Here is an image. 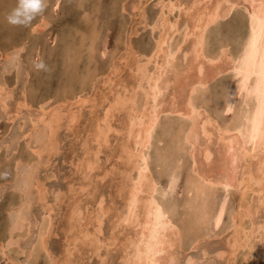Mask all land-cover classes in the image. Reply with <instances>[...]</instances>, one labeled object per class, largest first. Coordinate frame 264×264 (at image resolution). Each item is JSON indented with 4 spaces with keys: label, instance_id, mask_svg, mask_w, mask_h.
Here are the masks:
<instances>
[{
    "label": "rangeland",
    "instance_id": "374dc122",
    "mask_svg": "<svg viewBox=\"0 0 264 264\" xmlns=\"http://www.w3.org/2000/svg\"><path fill=\"white\" fill-rule=\"evenodd\" d=\"M76 1L60 0L59 5L53 8L51 6L52 0H49L45 10L32 21L34 23L42 15H45L48 24L46 27H38L40 29L33 32L31 30L33 23L24 27L14 26L7 22L6 17L16 6V0H0V84L5 81L4 84L5 86L7 85L6 88L1 90L2 92L0 91V97L4 95L5 102L3 101V103L6 104L5 110L1 109V104L3 103L0 100V248L3 244L8 243L10 228H12L14 220H17L18 214H21L24 218L22 221L23 228L16 230L14 233L15 245L9 248L5 247L6 256L0 249V264H8V259L13 257L19 261L14 264H21L26 259L30 249H33V251L30 259L31 263L29 262V264H121L122 248L126 243L124 234L132 235V228L130 226L126 227L125 222H118L116 217V214L123 207L118 204L123 203L121 199L123 190L120 188L123 185V176L125 174L123 170L126 164L121 157L123 155L121 153V141L125 137L123 131L127 129V106L122 109L118 106L116 110L111 108L109 122L112 129L109 131L106 141L101 140L99 145L92 139L94 138L96 124L101 116L104 115L105 108L109 107L110 101L113 102L114 97L112 96H116L118 91L122 89L128 94L126 90L135 86L138 76L134 72L138 62L146 63L148 72L155 71V62L160 61L161 55L160 51L158 56L157 54L153 56L154 50L156 51L157 49V43H155L157 41L155 40H158L161 33L159 32L161 31V26L157 23V19L161 6L170 1L172 3L176 2L173 10L167 11L164 8V11L168 12L167 16H169L168 18L171 22H176L178 29L182 26L180 32L182 35L177 34L180 31L177 30L168 42L171 46L182 47L175 52V58H178L176 60L174 58L175 65L180 69L177 74L179 77L177 81H172L173 75L171 72H166L165 77L170 81L158 96L159 101L164 99L160 101V107L163 112L160 117V131L164 132V124L169 122L168 116L164 114H167L166 112L170 107H175L176 105L178 107L182 104L187 95L186 84L193 79L196 72L194 66L196 61H193L192 64H187L188 57L183 56V52L189 50L193 38L192 34L189 35L192 21L188 15H192V13L200 9L199 7L204 6L205 2L207 6L213 0H202L196 6H191L194 0ZM78 1L82 3H78ZM243 10V6L240 5L227 18L217 21L215 23L216 27L213 26L215 24L209 26L207 29V35L209 36L206 38L208 44H205L206 49L215 53L222 43H227L229 51L236 53L239 48L238 43L246 32V29H244L246 28L245 19L244 21L242 19L244 18ZM143 13H145V16H143L145 20L140 15ZM86 16L90 18L87 19ZM139 21L143 24L139 23ZM84 31L86 32L83 33ZM187 33L186 37L185 34ZM72 38H74L73 41ZM180 38L185 39L181 40ZM95 39H98V41L96 42ZM80 41L82 45H80ZM66 42H69L67 43L69 46L66 45ZM21 43L24 48L17 55L15 68H12L9 59L11 58V53H8ZM64 43L68 47V51L64 49ZM71 45L76 48V51H74L71 47L74 53L69 49ZM64 50L66 52H62ZM84 51L88 52V54ZM66 53L69 58L65 55ZM87 55L93 58H90L91 62L88 61L89 57ZM64 56L66 57L64 58ZM134 56L136 57L134 58ZM40 58L49 66L50 71L37 72L33 69V61ZM66 58L70 60L65 61L67 60ZM68 64L74 65H70V68ZM124 64H128L129 67L126 65L124 67ZM204 66L206 70L209 69L206 63H204ZM5 68L6 70H4ZM113 70L116 72L115 76ZM89 73L91 74L85 75ZM84 75L87 77L86 79L85 77H83L84 79L81 78ZM118 78L119 80L117 81L116 79ZM83 80L84 82H82ZM214 81L209 84V88L210 93L213 94L212 97L215 100V104L218 105L220 96L226 88L228 74L220 75ZM173 84L176 87H173ZM118 86L123 87L121 89ZM21 90L25 91L24 94L30 103L29 108L18 106L22 99ZM136 90V101L139 107L140 103H142V94H139L141 93L139 89ZM182 93L185 98L182 97ZM78 96L81 98L86 97L87 103L75 101ZM181 98L183 99L180 101ZM97 101L100 103L99 105ZM39 103H45L44 107L47 115L55 108L56 110H61H59V113L62 112L59 114L61 117L64 116L62 118L59 116L53 129V135L48 133L46 129L43 130L41 126L32 130V123L29 119L33 113L35 114L39 110ZM173 103L175 106H172ZM66 111L69 115L66 114ZM70 120L74 122L72 123ZM99 122L101 121L99 120ZM92 131H94V134ZM21 132L23 133L22 136ZM164 133L166 135L164 142L166 143L169 134L167 131ZM39 136L41 137L39 138ZM48 139L55 144L53 153L42 152L40 159L38 158L37 160V153H34V150H38L44 144V141ZM97 145L98 147L96 148ZM154 145L153 142L151 144L150 171L152 176L158 180L159 190L166 192L168 175L164 172V168L158 164L159 160L156 157ZM183 151V161L184 159H187V161L184 165L183 162L182 165L184 171H186L190 165L189 160L191 161L190 151L187 149ZM94 157V163H90L93 162ZM36 161H39L37 165L35 164ZM88 164H93L91 169L88 168ZM37 187H42L43 191H40V193H43L41 198L40 193H37ZM119 189L121 193L118 191ZM183 196V184L179 180L174 190L176 202L181 201ZM235 197L236 195L233 193L231 197L232 205L236 203ZM248 198L250 203L253 204L255 194L249 195ZM175 214L177 216L182 214L181 209L175 210ZM252 216L244 221L246 228H248L247 231L251 228L254 233H252L253 235L248 233L247 236V240H249L247 244L251 245L252 249L245 247L238 250L237 258L233 264L242 263V259L246 254L251 256L250 264H264V246H262L264 243L261 242L262 236L259 234V230L257 233V229L253 225L264 220V209L258 208ZM248 219L250 220L248 221ZM229 221L230 217L225 214L218 228L219 234L210 238H201L200 242L196 243L198 245L196 247H193L195 242H192L190 237L187 238L182 246L176 248V264H226L225 261L230 255L225 241V236L228 232L226 227ZM250 222L252 224L249 226ZM42 225L44 229L47 228L48 230L46 229L44 244L40 245L37 232ZM94 237H97L98 241L96 243L93 240L92 244L91 240ZM257 243L260 244V250ZM199 245L207 249V254L205 253L204 258ZM96 249L98 250L96 251ZM215 251H221L222 256L217 258L214 255ZM191 256L194 257L196 262L193 261ZM186 260L190 262H186Z\"/></svg>",
    "mask_w": 264,
    "mask_h": 264
},
{
    "label": "bare ground",
    "instance_id": "6f19581e",
    "mask_svg": "<svg viewBox=\"0 0 264 264\" xmlns=\"http://www.w3.org/2000/svg\"><path fill=\"white\" fill-rule=\"evenodd\" d=\"M48 1L49 0H47V2ZM59 1L60 0H52L51 6L53 8H56L59 5ZM200 1L202 0H194L191 6H196L198 3H200ZM78 3L82 2L78 1ZM175 3L169 1L168 3H165V5L161 6L162 8L157 19V23L161 26V31H159L161 33L158 40H155L157 41L155 42L157 43V49L156 51L154 50V53H152L153 56L155 54H157L158 56V53L161 51V55L160 61L155 62V71L148 72L146 63L138 62L139 64H136L134 73H136L138 77L136 83L134 82L135 86L129 90H126L128 94L124 92V89H122L123 86H118L124 91H118V94L116 93V96H112L114 97V99L112 100L113 102L110 101L111 107L109 105V107L105 108L104 115H102L101 118L99 117L100 119L98 118L101 122H99V120L97 124L94 122L96 124V129L94 130L95 134L93 133L94 131H92V133L94 134V138L92 139H94V141L98 143V145L101 143V140L106 141L109 131H111L112 129V126L109 122V113L111 111V108H115L116 110V107L118 106H120L121 109L124 106H127V129L123 131L125 137L124 140L121 141V153H123L121 157L124 159L126 164L123 170L125 172L123 176V185L120 188L123 190V194H121L123 203L118 204L123 207L122 210L119 209L121 210L120 212L118 211L119 213L116 212V217L118 222H125V224L127 225L126 227L130 226L132 228V235L130 236L128 235V233L124 234V240H126V243L122 248L124 254H121V264H176V248L182 246L186 239L189 237L192 242H195L193 244V247H196L198 246L196 245V243L200 242L201 238H210L213 235H218V228L220 227L225 214H228V216L230 217L229 224L226 227L228 229V232L225 236V241L227 243L226 248H229L230 255H228L229 257L225 262L226 264H233L235 259L237 258L238 250L245 247H249V249H252V246L247 244V241H249L247 240V236L248 233L252 234L253 231L251 228L249 229V231H247L248 228H246L244 224L245 219L248 217H253L252 214L256 212L258 208L264 209V79H262V73H264V0H213L207 6L205 2L204 6L199 7L200 9H198L197 7V11L192 13V15L190 16L188 15V17H190L192 21L191 31L189 32V35L192 34L193 38L191 40L189 50L184 51L183 56L188 57L187 64H192L193 61H196L194 65L196 72L194 74V77L191 76L193 77V79L186 84V98L182 93V97L185 98L182 104L177 107V105L175 106V104L173 103L172 106L174 105L175 107H170L166 112L167 114H164L168 116L167 119L169 121L168 123L164 124V132L167 131V133L169 134L165 143L164 141L166 140V135L164 132L160 131V117L163 113L160 107V101H163L164 99L159 101L158 96L162 89L165 88L170 81L167 77H165L166 72H171V74L173 75L172 81H177L179 77L177 76V74L180 69L177 68L174 61L178 58H175V52H177L178 49L182 46L177 47L176 45H172V47L168 42L170 39H172L175 31L180 30L177 33L180 34L182 30V26L180 27V29H178V27L176 26V22H171L168 18L169 16H167V11H172ZM240 5H242L244 9V18L242 19L243 21L245 19L246 28L244 29H246V32L244 37L242 35L243 38L241 40L240 38H238L240 41L237 40L239 41V48L236 53H231L229 51L227 43H222L218 47V50L215 51V53L211 50L206 49L205 44H208L206 42V38L207 36H209L207 35V29L209 28V26L215 24L220 19L224 20L225 18H227L231 14V12ZM164 8H166L167 11H164ZM140 15L142 19H144L143 16H145V13ZM46 18L47 17L45 15H42L37 21H35L34 23L32 22L33 24H30L31 30L33 32H36L38 31V29H40L38 27H46V25L48 24ZM88 18L90 17H87V19ZM86 23H88V21H86ZM139 23L141 22L139 21ZM242 24L244 23L242 22ZM213 26L216 27L217 25L215 24ZM156 30L158 31V29ZM85 32L86 31H84L83 33ZM185 35L187 37L188 33ZM73 39L74 38H72V41ZM184 39L185 38L181 40ZM95 41L97 42L98 39H95ZM67 43L69 42H66V45ZM80 45H82L81 41ZM67 46L64 47L66 51H68ZM74 46L71 45L69 47V49L73 53L74 51H76V48H73ZM71 47L74 49V51L71 49ZM23 48L24 46L21 43L20 45L12 48V51L8 53H11V58L9 59L12 68H15L17 55H19V52H21ZM66 51L64 50L62 52ZM88 52L86 53L88 54ZM67 53L65 55H67ZM68 56L69 55H67V57ZM65 57L66 56H64V58ZM88 57L89 60H87L90 61L91 57ZM135 57L136 56H134V58ZM68 58H66L67 60H64H70ZM73 58L72 60H74ZM204 63L207 64L209 69H205ZM68 65L70 66L71 64ZM125 65L126 64H124V67ZM126 66H128V64ZM132 67L134 68V66ZM4 70H6V68ZM90 74L91 73L85 75L87 76ZM181 74L183 75V73ZM223 74H228V81L223 93L221 92L222 94L220 96L219 104L216 105L215 100L212 97L213 94L210 93L209 84ZM85 75L81 78L84 79L83 77H85L86 79L87 77ZM115 75L116 72L114 71V76ZM106 77L104 76V78ZM116 80L118 81L119 78ZM82 82H84V80ZM4 83L5 81L0 84V91L6 88L7 85L5 86ZM174 84L173 87H176L174 86ZM136 89H139L141 91V93L139 94H142V103H140L139 107L137 106L136 101ZM21 91L22 99L20 100L18 106H25L29 108L30 103L28 102L24 94L25 91ZM182 99L183 98H181L180 101ZM0 100H2L3 103L4 95H1ZM75 101H83L85 103L88 100L86 99V97L81 98L80 96H78ZM99 104L100 103L98 102V105ZM38 105V112L36 111L35 114L33 113L31 115L30 119L28 118L29 120H31L33 127L32 130L34 128L36 129L38 126H41L43 130L46 129L48 133H52L53 135L54 126L59 119V114L62 112L59 113L60 109L56 110L55 108H53V106L51 108H53L54 110L52 109L53 111L51 113L49 112L47 115L44 107L45 103H39ZM5 108L6 104H1V109L5 110ZM66 114H68L67 111ZM73 122L74 121H72V123ZM22 132L21 136L23 134ZM40 137L41 136H39V138ZM50 139L44 141V144L38 150H34V153H37V160L38 158L40 159V155L42 152L50 153L54 150L55 144ZM153 142L155 144L154 149L156 157L159 160L158 164L164 168V172H166V174L168 175V185L166 184V192L161 191V189L159 190L160 186L158 180L152 176L150 171L151 144ZM98 145L96 146V148L98 147ZM40 149L41 151H39ZM185 149L190 151L189 156L191 158V161L189 160L190 165L187 169L188 171H184L183 168V165L187 161V159H184L183 161L182 158V154L184 153L183 150ZM94 155L96 157V153ZM95 157L92 160L93 162L90 163H94ZM38 162L39 161H36L35 164L37 165ZM92 166L93 164L89 165L88 168L91 169ZM179 180H181L183 184L184 196L181 201L176 202L174 198V190L175 185H177ZM41 188L42 187H37V193L43 191ZM120 189L118 190L119 192L121 191ZM233 193L236 195V203L234 205L231 204V197ZM42 194L43 193H40V198L42 197ZM251 194H255L253 204L250 203V199L248 198V196ZM179 208L181 209L182 214L177 216L175 214V210ZM23 220V216L21 214H18L17 220H14L13 226L12 228H10L11 231L8 236V243L1 246L0 249L3 251V254L5 256V249L15 245L14 233L16 230H21L23 228ZM249 220L250 219H248V221ZM251 224L252 222H250L249 226ZM253 225L254 228L257 229V233L259 230V234L262 236L261 242L264 243V220H262L261 223ZM26 226H28V224H26ZM46 229H44L42 225V227H40L39 231L37 232L40 245L44 244V236L46 235L45 233H47ZM93 240L96 241V243L98 241L97 237H94L91 240L92 244ZM258 245V249L260 250V244ZM262 246H264V244ZM200 247L202 257L204 258L207 254V249L204 246ZM221 249L223 248L221 247ZM97 250L98 249H96V251ZM32 251L33 249H30L29 254L27 255L26 259L21 262V264H29V262L31 263L30 259L32 256ZM214 255L217 258H220L222 256V252L215 251ZM250 258V255H244V258L242 259L243 262L240 264H250ZM8 260V264L19 262L18 259L14 257L9 258ZM193 261H195L194 257ZM186 262L190 261L186 260Z\"/></svg>",
    "mask_w": 264,
    "mask_h": 264
},
{
    "label": "clouds",
    "instance_id": "9594fccd",
    "mask_svg": "<svg viewBox=\"0 0 264 264\" xmlns=\"http://www.w3.org/2000/svg\"><path fill=\"white\" fill-rule=\"evenodd\" d=\"M47 7V0H16V6L7 15V22L14 26H29ZM33 69L37 72L50 71L49 66L40 58L33 61Z\"/></svg>",
    "mask_w": 264,
    "mask_h": 264
},
{
    "label": "snow or ice",
    "instance_id": "6c2138e0",
    "mask_svg": "<svg viewBox=\"0 0 264 264\" xmlns=\"http://www.w3.org/2000/svg\"><path fill=\"white\" fill-rule=\"evenodd\" d=\"M262 79H264V73H262Z\"/></svg>",
    "mask_w": 264,
    "mask_h": 264
}]
</instances>
